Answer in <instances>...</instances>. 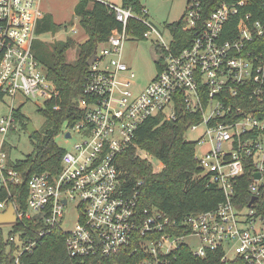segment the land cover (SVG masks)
<instances>
[{"label": "built area", "instance_id": "1", "mask_svg": "<svg viewBox=\"0 0 264 264\" xmlns=\"http://www.w3.org/2000/svg\"><path fill=\"white\" fill-rule=\"evenodd\" d=\"M91 1L107 4L122 27L94 52L78 99L81 118L66 122L58 135L79 139L64 148L60 170L29 178L25 206L14 204L16 220L8 236L14 261L0 264H21V256L56 227L67 234L70 256H100L101 264L122 251L134 261L112 264H171L183 246L200 258L219 252L223 263L264 264V114L244 102L264 99V54L247 50L263 28L250 14L241 15L246 0H225L209 13L204 0H187L182 20L193 34L191 43L176 51L173 34L170 42L159 44L163 68L138 93L132 89L136 75L123 59V44L129 35L137 36L132 19L147 26L145 37L157 32L146 17L148 9L137 13L107 0ZM44 15L41 0H0V188L9 191L0 201L1 212L11 203L10 185L23 182L6 150L18 122L16 111L23 113L30 98L46 102L57 94L34 51ZM236 17L237 34L228 36L227 25ZM180 103L185 112L202 116L188 129L204 128L196 141L201 167L196 177L221 189L224 200L214 209L174 220L156 206L139 207L140 191L128 185L118 158L138 148L137 131L144 122L158 115L176 119ZM204 144L207 148L199 150ZM71 213L74 222L67 228ZM191 237L199 239L197 248Z\"/></svg>", "mask_w": 264, "mask_h": 264}, {"label": "trees", "instance_id": "2", "mask_svg": "<svg viewBox=\"0 0 264 264\" xmlns=\"http://www.w3.org/2000/svg\"><path fill=\"white\" fill-rule=\"evenodd\" d=\"M225 0H204L206 12L209 13L221 5ZM123 6L132 8L137 13L144 7L142 0H122ZM76 12L80 16V23L88 38L79 44L78 56L69 61L68 51L77 42L72 38L48 43L38 37L34 42L37 59L45 66L49 79L55 86V94L44 103L40 109L45 116L48 126L43 132L36 130L31 134L34 151L23 159L9 165L22 174L23 182L10 185L12 192L9 202L18 207H24L29 193L28 180L39 172L58 171L61 168L65 149L56 139L62 132L64 124L75 123L81 118L82 111L78 108V99L84 94V86L89 72V58L94 54L100 43L106 41L113 29L121 28L115 12L101 1L80 0L76 5ZM250 14L251 21L260 22L263 33L255 35L247 44V50L255 54H264V0H246V6L241 9V15ZM239 17L227 25V35L237 34ZM135 27V35L145 38L147 26L131 20ZM51 14H46L39 21L37 34L56 33L62 29ZM175 40L173 49L180 51L187 47L193 34L183 28L182 18L170 25ZM160 54L161 49L156 48ZM157 70L163 68V57L156 61ZM248 106H259L264 114V99L262 101L245 99ZM176 119L163 120L161 115L153 116L144 122L137 131L136 143L140 150L153 155L162 162L163 167L155 171L153 164L143 158L136 146L128 148L119 155L118 165L128 179L130 187H137L140 191L139 207L156 206L166 212L171 219L182 220L191 213H199L216 208L224 200L221 189L209 184L205 178H197L201 167L195 158L197 142L186 139L185 134L192 124L202 120L201 113L185 112L183 103L178 105ZM18 121L27 122V117L21 110H17ZM28 125V124H26ZM7 188H0V201L8 198ZM16 230L19 227H15ZM11 233V232H10ZM67 234L60 228H54L42 237L31 252L21 256V264H101L102 257L88 256L76 258L69 255L66 247ZM108 264L122 262L132 263L134 259L129 252L103 258ZM14 261V245L5 238L0 229V262ZM171 264H243L239 259L229 263L221 262L219 252H211L205 258L193 255L190 248L183 246Z\"/></svg>", "mask_w": 264, "mask_h": 264}, {"label": "rangeland", "instance_id": "3", "mask_svg": "<svg viewBox=\"0 0 264 264\" xmlns=\"http://www.w3.org/2000/svg\"><path fill=\"white\" fill-rule=\"evenodd\" d=\"M80 0H41V7L43 12L51 14L54 20L62 24V29L56 33H45L39 37L52 43L58 40H66L72 38L76 45L68 51L69 61L77 58L79 52V44L87 40L88 35L80 23V16L76 12V5ZM116 4H121L122 0H107ZM187 0H142V5L148 9L146 17L157 30L153 31L148 37L140 38L138 36L129 35L123 44V59L134 70L135 78L132 89L135 93L143 90L156 76L157 65L156 61L161 58V54L157 51V46L163 41L170 42L173 39V32L170 25L180 20L186 11ZM43 65V64H42ZM43 71L46 73V68L43 65ZM20 98L16 99V103L20 102ZM10 103L11 100H7ZM45 100L40 98H30L22 106V111L27 117L28 123H33L36 130L43 132L48 126L45 116L40 109L44 106ZM26 122L18 121L16 128L12 130L7 139L6 150L9 154V159L15 162L18 159L25 158L28 154L34 151V145L31 139V133L28 130ZM204 132L203 127L196 130H188L185 137L189 141H197ZM79 138L74 135L72 140L67 141L63 136H58L57 143L66 149H71L72 144ZM207 148V145H199L198 149ZM139 150L141 156L147 159L154 166V170L158 171L161 168L160 161L153 155L144 150ZM69 224L67 228H71L74 222L73 213L68 217ZM12 223H0V229L8 238ZM193 243V247L199 246V239L191 237L188 239Z\"/></svg>", "mask_w": 264, "mask_h": 264}, {"label": "water", "instance_id": "4", "mask_svg": "<svg viewBox=\"0 0 264 264\" xmlns=\"http://www.w3.org/2000/svg\"><path fill=\"white\" fill-rule=\"evenodd\" d=\"M95 60V54H93L89 60L88 64L92 65ZM28 130L31 134H33L36 131V128L34 127L33 123H28ZM70 132L67 133V136H70ZM257 177H260V174H257ZM16 220V214H15V206L14 203H10L8 209L5 212L0 211V223H12Z\"/></svg>", "mask_w": 264, "mask_h": 264}]
</instances>
